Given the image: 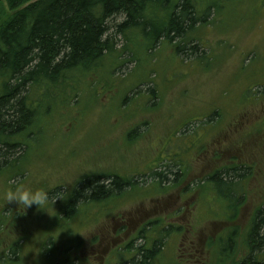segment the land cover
<instances>
[{
  "label": "rangeland",
  "instance_id": "obj_1",
  "mask_svg": "<svg viewBox=\"0 0 264 264\" xmlns=\"http://www.w3.org/2000/svg\"><path fill=\"white\" fill-rule=\"evenodd\" d=\"M195 1L205 22L182 41L113 32L97 68L28 94L33 118L0 165V194L64 196L23 211L0 195V264H125L152 249L150 264H264L251 247L264 209V0ZM115 177L123 191L68 209L84 181Z\"/></svg>",
  "mask_w": 264,
  "mask_h": 264
},
{
  "label": "trees",
  "instance_id": "obj_2",
  "mask_svg": "<svg viewBox=\"0 0 264 264\" xmlns=\"http://www.w3.org/2000/svg\"><path fill=\"white\" fill-rule=\"evenodd\" d=\"M196 5L195 0H0V165L21 148L16 138L31 125L35 99L30 93L55 88L69 74L97 68L113 52V32L129 39L126 33L139 29L142 38L152 42L150 47L182 41L196 24L205 22ZM151 8H159L161 19L152 21ZM117 17L124 19L112 27ZM185 51L176 47L177 54ZM98 179L77 187L68 209L86 198H109L129 184L115 177L102 185ZM211 180L218 188L228 184L216 176ZM258 214L263 217L258 215L251 233L252 251L264 247V236L256 231L264 226V209ZM154 255L153 249L141 250L137 260L125 264H150ZM239 264L260 263L248 257Z\"/></svg>",
  "mask_w": 264,
  "mask_h": 264
},
{
  "label": "clouds",
  "instance_id": "obj_3",
  "mask_svg": "<svg viewBox=\"0 0 264 264\" xmlns=\"http://www.w3.org/2000/svg\"><path fill=\"white\" fill-rule=\"evenodd\" d=\"M0 195H2L6 204L15 202L18 208L23 206V211H25L33 205L38 209L46 210L48 204L53 205L56 199L63 198L64 193L57 192L50 196V190L33 189L24 185H18L4 189Z\"/></svg>",
  "mask_w": 264,
  "mask_h": 264
},
{
  "label": "flooded vegetation",
  "instance_id": "obj_4",
  "mask_svg": "<svg viewBox=\"0 0 264 264\" xmlns=\"http://www.w3.org/2000/svg\"><path fill=\"white\" fill-rule=\"evenodd\" d=\"M244 169H245V171L242 174V178L244 177V178H246V181H248L249 178H252V173H251L252 167L251 166H245ZM112 242L114 243V240Z\"/></svg>",
  "mask_w": 264,
  "mask_h": 264
}]
</instances>
